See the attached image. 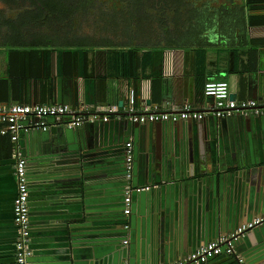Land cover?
<instances>
[{
    "label": "crops",
    "instance_id": "0c3cea01",
    "mask_svg": "<svg viewBox=\"0 0 264 264\" xmlns=\"http://www.w3.org/2000/svg\"><path fill=\"white\" fill-rule=\"evenodd\" d=\"M82 1L72 16L66 0H0V104L206 111L216 100L205 84L225 81L234 100L264 108V0ZM131 51L141 61L137 80L126 75ZM50 123L22 134L20 151L0 134V264H18L19 153L27 160L31 264H173L264 214V114L207 117L192 127L116 116L73 129ZM208 264H264V225L242 236L235 255Z\"/></svg>",
    "mask_w": 264,
    "mask_h": 264
},
{
    "label": "built area",
    "instance_id": "2783aa9c",
    "mask_svg": "<svg viewBox=\"0 0 264 264\" xmlns=\"http://www.w3.org/2000/svg\"><path fill=\"white\" fill-rule=\"evenodd\" d=\"M204 92L206 96L213 97L216 104L206 111L196 110L192 105L186 104L182 108L174 111H163L159 106L146 107L143 110H136L133 106L123 115L115 113L114 108H107L105 113H78L67 104H0V134H8L12 142L17 146L22 134L33 130L47 131L52 127L50 120H55V124L65 125L69 128L80 127L85 123L97 121H109L112 116L116 118H129L134 123L148 122H171L199 121L207 117L225 119L235 115H261L264 108L254 101L238 102L231 98V90L228 82L209 81L205 84ZM20 151L19 146L16 147ZM15 173L18 180V193L14 202V218L16 224L21 229L20 238L16 241V260L18 264H31L34 255L31 237L30 220V188L28 180L27 160L20 153L16 156ZM134 151L132 143L126 147V198L125 213L128 215L132 211V175L134 171ZM142 190H150V187H142ZM264 225V214L251 221L239 225L229 235L217 241H211L194 252L186 259L173 264H208L213 258L222 255H235L236 243L249 231ZM127 243V241H125ZM238 257V256H237ZM241 262V258H237Z\"/></svg>",
    "mask_w": 264,
    "mask_h": 264
},
{
    "label": "trees",
    "instance_id": "16d2710c",
    "mask_svg": "<svg viewBox=\"0 0 264 264\" xmlns=\"http://www.w3.org/2000/svg\"><path fill=\"white\" fill-rule=\"evenodd\" d=\"M42 1L47 2V3L51 2V0H42ZM66 1L68 3V7H71V9L69 8V10H70V14H72V16L75 15L74 12H76V11H74V9L77 10L78 8H80V6L78 4H81L83 2L82 0H66ZM126 1H129V0H126ZM131 1L132 2H140L142 0H131ZM87 2L91 3V2H94V0H87ZM132 53H133V57H131L130 66H128L129 72L126 70V72H127L126 75L129 79L137 80L141 76V73H139V70H140L139 67L141 65V63H140L141 61H140L138 55H136V53H134V51H131V54Z\"/></svg>",
    "mask_w": 264,
    "mask_h": 264
},
{
    "label": "water",
    "instance_id": "95a60500",
    "mask_svg": "<svg viewBox=\"0 0 264 264\" xmlns=\"http://www.w3.org/2000/svg\"><path fill=\"white\" fill-rule=\"evenodd\" d=\"M231 98L235 99V96L231 95ZM59 104H66V103H59ZM187 122H188L187 125L189 124L188 126H190V127L193 126V122H194L193 120H188ZM156 124L158 125V127H162V126H164L166 124H174V126H177V127L180 126V125H178V122L177 123L156 122ZM67 128H69V127H67ZM73 128H76V127H73ZM73 128H71V129H73ZM163 136H164V134H163ZM164 155L166 156V153L162 154V156H164ZM125 198H126V190H125L124 201H125ZM200 218H201V210H200L199 201L197 199H194V200L191 201V211L189 212V223H190V228L193 229L196 237H197L196 231L198 230V227H199Z\"/></svg>",
    "mask_w": 264,
    "mask_h": 264
},
{
    "label": "rangeland",
    "instance_id": "374dc122",
    "mask_svg": "<svg viewBox=\"0 0 264 264\" xmlns=\"http://www.w3.org/2000/svg\"><path fill=\"white\" fill-rule=\"evenodd\" d=\"M119 1V0H118Z\"/></svg>",
    "mask_w": 264,
    "mask_h": 264
}]
</instances>
